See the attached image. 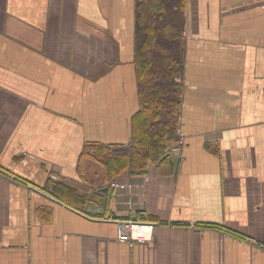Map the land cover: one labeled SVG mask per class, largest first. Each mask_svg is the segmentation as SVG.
Instances as JSON below:
<instances>
[{
    "label": "crops",
    "instance_id": "0c3cea01",
    "mask_svg": "<svg viewBox=\"0 0 264 264\" xmlns=\"http://www.w3.org/2000/svg\"><path fill=\"white\" fill-rule=\"evenodd\" d=\"M176 14L177 168L103 184L81 154L133 147L136 1L0 0V264H264V0Z\"/></svg>",
    "mask_w": 264,
    "mask_h": 264
},
{
    "label": "trees",
    "instance_id": "16d2710c",
    "mask_svg": "<svg viewBox=\"0 0 264 264\" xmlns=\"http://www.w3.org/2000/svg\"><path fill=\"white\" fill-rule=\"evenodd\" d=\"M138 45L135 53L139 84V111L132 120L131 150L114 154L109 146L87 143L81 159L90 158L102 165L103 184L111 183L125 170L143 173L167 152L169 139L178 125L181 98L180 63L176 53L180 35L174 15L182 11L188 0H135ZM171 13V12H170ZM164 157L158 165L167 163ZM143 217L136 214L135 220Z\"/></svg>",
    "mask_w": 264,
    "mask_h": 264
},
{
    "label": "built area",
    "instance_id": "2783aa9c",
    "mask_svg": "<svg viewBox=\"0 0 264 264\" xmlns=\"http://www.w3.org/2000/svg\"><path fill=\"white\" fill-rule=\"evenodd\" d=\"M178 137L182 136V132L181 130L178 129L177 134ZM183 140L180 139L179 142L177 143L178 146H180L182 144ZM178 146L173 147L174 151L179 150ZM50 179L53 181H56L57 178L54 175L50 176ZM140 227L142 228V236H135L132 233V227ZM152 224H148V223H143L140 221L135 220V218H129V219H123L121 220V222L118 225V239L120 241H145V240H150L151 239V235H152Z\"/></svg>",
    "mask_w": 264,
    "mask_h": 264
},
{
    "label": "water",
    "instance_id": "95a60500",
    "mask_svg": "<svg viewBox=\"0 0 264 264\" xmlns=\"http://www.w3.org/2000/svg\"><path fill=\"white\" fill-rule=\"evenodd\" d=\"M177 135L174 134L172 136L169 137V139L173 140V139H176ZM168 155H171L174 157V168L176 169L177 168V165H178V161H179V156H180V151H174L172 147H169L167 152H165L159 159L162 160L164 157L168 156ZM108 189L109 188H105L103 190V192H108ZM87 212H91V211H96V212H101V213H104V209L103 208H100V207H96V206H92V205H88L87 206V209H86Z\"/></svg>",
    "mask_w": 264,
    "mask_h": 264
},
{
    "label": "rangeland",
    "instance_id": "374dc122",
    "mask_svg": "<svg viewBox=\"0 0 264 264\" xmlns=\"http://www.w3.org/2000/svg\"><path fill=\"white\" fill-rule=\"evenodd\" d=\"M171 12V13H170ZM170 14H173L174 15V17L173 18H166L167 20L169 19V20H173L174 18H176L177 17V14L175 15V9L173 8V10L171 11V10H169L168 11V15H167V17H170V16H172V15H170ZM133 231H135V233L136 234H138V235H143V233H142V228H136V229H133Z\"/></svg>",
    "mask_w": 264,
    "mask_h": 264
},
{
    "label": "bare ground",
    "instance_id": "6f19581e",
    "mask_svg": "<svg viewBox=\"0 0 264 264\" xmlns=\"http://www.w3.org/2000/svg\"><path fill=\"white\" fill-rule=\"evenodd\" d=\"M136 228H140V227H135V226L132 227V233H133V235H135V236H142V235H138V234H136L135 231H133V229H136Z\"/></svg>",
    "mask_w": 264,
    "mask_h": 264
}]
</instances>
